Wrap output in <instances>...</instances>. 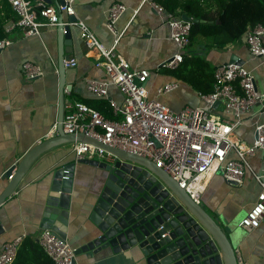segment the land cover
Here are the masks:
<instances>
[{"label":"crops","instance_id":"crops-1","mask_svg":"<svg viewBox=\"0 0 264 264\" xmlns=\"http://www.w3.org/2000/svg\"><path fill=\"white\" fill-rule=\"evenodd\" d=\"M28 1L34 3L36 0ZM148 1H122L126 11L116 23L117 31L122 32L115 46L116 54L132 69L149 72L145 84L149 99L173 111L203 106L200 93L179 79L176 71L159 67L177 52V47L170 40L168 25L152 10ZM41 2L46 4L43 0ZM62 2L51 0L50 5L56 6ZM115 2L117 0H73L74 17L83 22L107 48L113 44V37L105 26L107 13ZM61 20L68 22L69 17L62 14ZM8 37L12 44L0 54V194L8 183L4 175L13 164L20 162L31 148L55 134L51 130L58 116L59 56L76 61L75 67H64V103L79 101L95 109V104L107 102L87 90L86 80L105 82L107 78L102 69L95 67L98 54L96 51H87L77 27L70 26V38L65 40L63 46H60L57 28H43L39 36L31 37H23L16 29ZM217 41L215 38L199 36L192 47L185 50V54L198 52L196 55L207 61L212 70L237 60L252 73L256 90L264 93V57L253 58L249 54L244 36L223 45ZM196 48H199L198 51H195ZM26 62L39 66L42 76L27 80L22 69ZM167 84H176L177 87L167 94H159L158 90ZM107 95L118 104L123 101L114 86L107 88ZM100 113L106 117L103 112ZM254 113L255 108L244 116V124L233 133L235 143L247 146L253 142L254 122L264 123V115L256 117ZM216 115L233 119L232 115L224 113L222 106L216 110ZM110 116L115 119L112 113ZM71 146L61 145L38 156L24 173L15 191L0 206V253L5 244L19 237L22 238L19 249H23L27 241L37 243L40 247L38 238L44 230L40 225L41 217L48 203L53 174L69 165H73L74 170L66 240L76 250L88 239L91 228L88 213L105 173L97 167L76 162ZM228 159L236 160L237 156L232 152ZM246 159L249 169L245 170L240 184L228 183L220 172H216L206 181L198 203L213 219L235 224L232 245L238 264H264V221L251 232L239 227V222L256 202L261 189L253 175L260 174L263 169L264 151L259 150ZM94 160L105 161L98 158ZM74 261L75 264H133V259L125 256L96 262L80 255L75 256Z\"/></svg>","mask_w":264,"mask_h":264},{"label":"built area","instance_id":"built-area-1","mask_svg":"<svg viewBox=\"0 0 264 264\" xmlns=\"http://www.w3.org/2000/svg\"><path fill=\"white\" fill-rule=\"evenodd\" d=\"M122 1L117 0L108 9L105 26L113 37V44L107 48L83 22L77 19L75 22H62V14L74 16L73 0H63L56 6L43 4L41 0L34 3L7 0L16 20L8 21L3 27L0 54L12 44L8 36L13 30H19L23 37H31L39 36L43 28L77 27L87 51H96L98 54L95 67L102 69L107 78L105 82L86 80L87 90L96 98L107 100L115 119H107L98 110L82 102L67 101L64 103L61 123L65 134H84L112 149L147 158L166 172L196 203L206 181L216 172H220L226 182L240 184L245 170L249 169L246 158L259 150L264 151L263 122H254V140L251 144L242 146L233 140V133L244 124V116L253 108L254 116L264 115V93L256 90L252 73L237 60L217 66L213 73V91L207 95L199 94L203 101L201 107L173 111L149 99L145 88L149 72L132 69L115 52V46L122 36V32L116 29V23L126 11ZM148 2L168 25L170 40L177 47V52L159 67L175 70L182 64L189 46L191 23L182 20L180 15L168 14L151 0ZM244 38L249 54L253 58H263L264 25L249 28ZM75 66L74 59L64 61L65 68ZM22 69L27 80L39 78L43 74L39 66L28 62L23 64ZM109 86L116 87L122 95L121 104L108 98ZM176 87V84H167L158 93L167 94ZM65 93L68 91L65 90ZM216 104L218 107H215ZM220 106L233 119L216 115ZM55 130L56 123L51 131L55 133ZM71 144L76 162L98 158L109 163L113 159V155L101 147L81 142ZM232 152L237 156L236 160L228 159ZM253 177L261 189L256 202L239 222V227L246 232L258 228L264 221V166L261 173ZM10 179L11 176L8 177ZM38 242L53 264H72L75 259V249L51 230H42ZM21 243L22 238L19 237L5 244L0 253V264H13Z\"/></svg>","mask_w":264,"mask_h":264},{"label":"water","instance_id":"water-1","mask_svg":"<svg viewBox=\"0 0 264 264\" xmlns=\"http://www.w3.org/2000/svg\"><path fill=\"white\" fill-rule=\"evenodd\" d=\"M43 1L51 4V0ZM181 18L191 24L198 22L184 14ZM75 21L74 16L69 17V22ZM57 30L63 46L70 38V26H60ZM69 60L59 56L60 97L55 134L31 148L6 172L4 178L11 176V179L0 194V206L15 191L38 156L73 142L92 144L110 152L113 159L109 163L81 161L99 168L105 178L88 213L91 223L88 239L75 250V256L85 255L96 262L125 256L133 259V264H238L232 245L234 223L213 219L147 158L112 149L84 134L63 132L64 61ZM73 170L74 166L69 165L54 172L48 203L41 217V228L51 230L62 240L66 239Z\"/></svg>","mask_w":264,"mask_h":264},{"label":"trees","instance_id":"trees-1","mask_svg":"<svg viewBox=\"0 0 264 264\" xmlns=\"http://www.w3.org/2000/svg\"><path fill=\"white\" fill-rule=\"evenodd\" d=\"M163 7L170 15H186L198 22L191 24L189 46L197 37L215 38L219 44L235 42L246 31L256 25H264V0H152ZM16 20L7 0H0V39L4 37L3 27ZM202 20L203 22H200ZM190 55V57H188ZM183 63L176 71L179 79L188 83L200 94L213 91V73L207 61L190 51L184 54ZM94 108L103 112L108 119L112 110L108 102L95 104ZM13 264H53L37 243L27 241L23 249L17 252Z\"/></svg>","mask_w":264,"mask_h":264}]
</instances>
